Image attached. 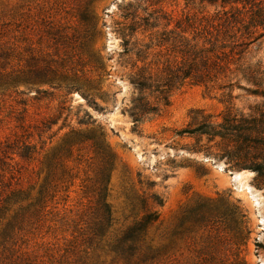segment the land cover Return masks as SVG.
<instances>
[{"label":"rangeland","instance_id":"374dc122","mask_svg":"<svg viewBox=\"0 0 264 264\" xmlns=\"http://www.w3.org/2000/svg\"><path fill=\"white\" fill-rule=\"evenodd\" d=\"M150 1L142 6L174 19L214 10ZM135 6L0 0V264H264L255 172L176 134L193 109L220 120L219 92L186 85L137 130L124 113L132 87L120 28ZM258 61L264 36L246 45V65ZM243 83L232 102L247 114L264 100Z\"/></svg>","mask_w":264,"mask_h":264},{"label":"trees","instance_id":"16d2710c","mask_svg":"<svg viewBox=\"0 0 264 264\" xmlns=\"http://www.w3.org/2000/svg\"><path fill=\"white\" fill-rule=\"evenodd\" d=\"M147 1L134 0L120 28V55L132 87L123 111L133 130L164 113L171 95L186 85L219 92L226 103L220 120L193 109L190 127L176 134L194 137V152L226 157L231 167L254 171L255 186L264 190V106L245 114L232 102L235 89L246 91V80L257 87L250 93L264 100V65H246V45L264 36V0H199L214 10L188 9L176 19L161 7L142 6ZM152 214L138 222L139 229Z\"/></svg>","mask_w":264,"mask_h":264},{"label":"bare ground","instance_id":"6f19581e","mask_svg":"<svg viewBox=\"0 0 264 264\" xmlns=\"http://www.w3.org/2000/svg\"><path fill=\"white\" fill-rule=\"evenodd\" d=\"M238 176H239V174H238Z\"/></svg>","mask_w":264,"mask_h":264},{"label":"water","instance_id":"95a60500","mask_svg":"<svg viewBox=\"0 0 264 264\" xmlns=\"http://www.w3.org/2000/svg\"><path fill=\"white\" fill-rule=\"evenodd\" d=\"M232 173V172H231ZM233 174V173H232Z\"/></svg>","mask_w":264,"mask_h":264}]
</instances>
